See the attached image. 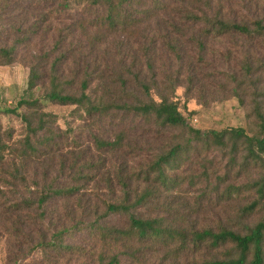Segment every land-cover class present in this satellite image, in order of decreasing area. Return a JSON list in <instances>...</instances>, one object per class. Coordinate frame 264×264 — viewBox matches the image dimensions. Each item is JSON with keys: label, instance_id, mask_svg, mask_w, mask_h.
I'll return each mask as SVG.
<instances>
[{"label": "trees", "instance_id": "1", "mask_svg": "<svg viewBox=\"0 0 264 264\" xmlns=\"http://www.w3.org/2000/svg\"><path fill=\"white\" fill-rule=\"evenodd\" d=\"M50 1L57 5L54 2L58 0H37L42 4ZM8 3L10 0L7 5ZM7 5L5 4L4 8ZM76 5H82L84 11L90 13L95 10L98 23L94 27L107 29L109 32L125 30L127 27L139 24L136 16H143L147 18L144 20L150 23L151 18L164 13L170 17L167 20L168 30L177 39L182 37L184 32L195 33L199 39L201 36L220 37L234 34L264 36L263 20H230L222 14L221 7L213 6L210 0L205 2L201 0H61L56 13H59L60 9L71 12L76 9ZM51 17L52 12L36 21L33 27L42 28ZM2 26L0 25V28ZM14 28L15 26L11 27ZM69 30L56 32L53 48L46 53L45 59L48 60L49 56L51 58L55 53L58 55L51 59L47 71H42L43 68L38 63L30 66L27 82L29 92L37 87L38 81L43 77L48 78L49 88L40 98L31 101L21 99L17 103V108L5 110L6 113L20 118L25 126V135L16 143L10 141V136H7L6 140L0 137V187L9 188L16 196L15 181H21V187L27 185L21 171L22 161L31 156L37 157L43 150H49L56 143V132L51 127L50 115L17 114L18 108L22 106L36 110L40 99L57 105L73 106L76 112L81 114V118L86 116L109 119L116 125H119L125 116H130L135 122L149 124L151 126L149 133L151 131L157 135L159 141L163 142L167 135L172 137L163 142L150 160L145 161L140 167L141 163L132 166L126 161L129 156L126 151L131 150V147L129 144L126 146L123 144V130L122 133L116 134L113 141L93 136L92 142L98 158L95 160L91 158L81 164L74 161L71 172L75 170V178L71 183L65 184L66 176L62 185L58 184V178L51 179L49 183L45 182V178L42 190L35 200L24 196L9 199L0 188V202L2 198L5 200L0 203V220L10 222V218L15 216L16 212L21 211L22 208H31L32 205L43 208L54 199H75L79 206H85L86 211L93 213L94 217L72 221L69 225H96L92 230L103 240V245L108 246L111 242L119 246L123 245L122 247L129 251L126 256L138 262L140 261L135 255L162 250L163 260L172 264H264V211L262 217L252 225H239L238 228L231 225L236 218L241 219L251 213L256 207V200L261 201L264 198V177L246 183L247 192L254 191L256 197L255 200L241 206L234 220L226 219L224 222H218L215 227H206L199 226L196 219L191 222L190 216L198 214L199 205L210 194L218 195L219 200H229L231 196L242 193L244 187L233 181L231 172L237 166L240 153L242 154L240 168L243 170L249 163L256 165L263 162L264 113L259 109L255 111L258 132L252 135L239 128L219 132L195 128L181 115L176 103L165 96H161L159 101H155L150 96L152 87L144 80V72L151 80L156 77L153 58L146 62L144 71L132 70L131 66L122 68L118 73L108 68L100 69L101 62L92 64L87 62L85 45L80 43L75 46L68 41L75 38L74 32ZM21 31L22 29L15 33ZM98 35L102 43L105 35L97 33L87 36L89 49H94L100 44L96 43ZM29 40L30 36L24 34L15 38L13 43H8L1 34L0 66L12 64L16 60L17 48ZM196 44L201 50L204 49L201 40L196 41ZM166 45L175 54L181 51L179 47L169 43ZM68 59H72L75 69L70 71V78H65L61 65ZM108 80L111 81L112 86L108 84ZM76 81L77 89L72 91L71 88ZM93 83H96V90H100L99 93L96 91L97 94L94 96L90 93ZM168 88L173 91L174 85L171 83ZM132 89L139 90L143 99L133 103L122 99L133 97ZM114 91L123 97H118ZM103 95L112 99L105 100ZM72 141H76L74 136H69L67 143ZM15 145L18 147H13ZM226 149H229V153ZM216 150L220 153L227 151V159L221 170L211 171L212 161L208 156ZM9 154L16 155L19 160L18 169H12L11 172L4 170L5 160ZM245 154L244 159L242 156ZM98 164H102L103 174H99ZM138 166L140 169L136 170ZM187 166L197 167L196 173L187 177L178 175ZM83 170H86L87 174H83ZM93 171L98 175L92 176ZM72 182H77V186L72 185ZM91 184L92 189L87 188ZM106 189L112 197L103 198L97 206L90 204V199L95 197L94 192L100 196ZM188 199H191V211ZM168 214L173 218L167 216ZM111 216L123 218L125 227L116 229L101 226L107 225L106 219ZM27 220L25 217H18L12 225L3 226L8 227L9 234L12 232L23 234L25 229L23 225H26ZM72 232V227H63L52 234L50 241L39 244L41 247L73 252V247L64 240V237ZM202 249L213 252L224 250L225 254L222 258L212 257L191 263L188 261L179 263V259L188 260L187 257ZM101 262L104 263V260ZM105 264H120L118 256L108 257V262Z\"/></svg>", "mask_w": 264, "mask_h": 264}, {"label": "rangeland", "instance_id": "2", "mask_svg": "<svg viewBox=\"0 0 264 264\" xmlns=\"http://www.w3.org/2000/svg\"><path fill=\"white\" fill-rule=\"evenodd\" d=\"M200 1V0H197ZM206 0H201L205 2ZM0 0V35L8 43H13L15 38L24 34L30 36V40L17 48L16 60L6 66H0V137L4 140L11 137L12 143L20 141L25 135V126L19 117L5 112L6 109L17 108V103L23 99L31 101L42 96L49 88L47 77H43L37 83V87L31 92L28 89V76L30 66L38 63L43 70L50 67L51 59L55 53L45 59L46 53L53 48V40L58 30L70 29L75 38L69 39L73 45H85L87 62H101L100 69H112L118 73L124 67L132 70H146V62L154 59L156 77L151 80L144 72L145 81L152 87L150 96L159 101L165 96L177 104L178 110L187 122L195 128L203 131H222L225 129L239 128L249 135L258 132L256 112L259 109L264 113V36L251 35H225V36H201L197 34L182 33L177 37L170 33L167 20L170 17L164 13L151 18L150 23L143 16L138 17L139 24L127 27L125 30L111 31L99 29L97 26V13L95 10L84 11L82 5H76V9L69 12L56 9L61 0L52 4L38 3L37 0ZM213 6H220L225 18L235 21L259 19L264 21V0H210ZM5 4L7 5L6 8ZM101 14L102 11L99 10ZM52 12L51 19L43 24L42 28L33 26L40 18L46 17ZM54 12V13H53ZM137 19V18H135ZM15 26L14 29H11ZM21 32L15 33V31ZM49 30L48 32H46ZM31 33H34L31 35ZM105 35L100 43V35L96 38L100 43L89 49L87 36L93 34ZM172 34V35H171ZM203 42L201 50L196 41ZM167 43L179 47L177 54L172 52ZM62 74L70 78V71L75 69L72 59L61 65ZM109 75V74H107ZM79 77V76H78ZM112 86L111 81H107ZM171 83L174 90L168 88ZM78 82L71 90L77 89ZM155 87V88H154ZM70 89V88H69ZM132 96L123 97L114 91L118 97L133 103L142 100L139 90L132 89ZM100 90H96V83L91 86L90 93L94 96ZM104 96V95H103ZM105 100L112 97L104 96ZM114 99V97H113ZM46 113L50 115L51 127L56 132V143L49 150H43L37 157L31 156L22 161L23 176L27 181L26 187H21V181L16 180V196L9 188L2 189L9 199L17 196L29 197L32 200L42 190L44 179L47 183L53 178H58L59 185L71 183L75 178V170L71 172L74 161L78 164L88 160L97 159L98 154L93 145V136H100L113 141L117 133L123 130L126 146L131 150L126 161L132 166L150 160L151 156L168 141L171 135H167L163 142L158 140L157 135L150 131L149 124L135 122L130 116L116 125L109 119H97L94 117H80V113L73 106L57 105L53 102L40 99L36 110L22 106L17 114ZM72 130V132H70ZM69 136H74L76 141L67 143ZM177 136V132H176ZM61 137V138H60ZM172 137V136H171ZM75 143V144H74ZM13 147H18L15 145ZM229 153V149H226ZM227 151H214L208 156L211 163V171L221 170L227 159ZM135 155V156H133ZM241 153L238 155L237 166L231 172L233 181L244 188L238 196L231 199L219 200L218 195L210 194L199 205L198 214H191V222L197 220L199 226L215 227L218 222L226 219L234 220L242 205L255 200L254 191L247 192L246 183L260 180L264 177V160L254 165L249 163L246 169L240 168ZM246 154L242 156L245 159ZM4 170L18 169L19 160L16 155L9 154L5 160ZM102 165V164H101ZM100 164V173L104 168ZM63 166V167H62ZM104 166V165H103ZM140 167H136L139 170ZM197 168V167H196ZM196 168L187 166L178 173L181 177H187L196 173ZM107 170V169H106ZM107 172V171H106ZM61 174V176H60ZM83 174H87L83 170ZM92 176L98 175L93 171ZM73 183V182H72ZM79 183V182H78ZM72 185L77 186V182ZM92 189V184L89 187ZM19 193V194H18ZM102 195V196H101ZM90 199V204L97 206L103 198L112 197L107 189ZM104 195V196H103ZM186 198H189L185 195ZM194 197V196H193ZM192 197V198H193ZM96 198V199H95ZM85 200V198H84ZM98 200V202H96ZM189 209L191 208V199ZM5 200L2 198L1 202ZM255 209L241 219L232 222L234 228L239 225H252L256 223L264 211V198L256 200ZM101 210V209H100ZM191 211V209H190ZM167 216L172 217L168 214ZM18 217L27 218L22 232L9 234L8 227ZM94 214L86 211L85 206H79L75 199H54L43 208H22L10 218V222L0 220V264H105L108 257L118 256L120 264H172L162 258L160 252L148 251L135 255L138 261L126 254L129 252L123 245L109 243L103 245V240L92 230L96 225H69L72 221L91 219ZM106 228H124L123 218L111 216L106 219ZM63 227H72L73 232L64 237L65 243L73 247V252L52 249L47 246L41 247L43 241H50L54 232ZM225 254L224 250L215 252L202 249L187 257L188 260L179 259V263L192 262L195 260L220 257ZM104 260V263L101 261Z\"/></svg>", "mask_w": 264, "mask_h": 264}]
</instances>
